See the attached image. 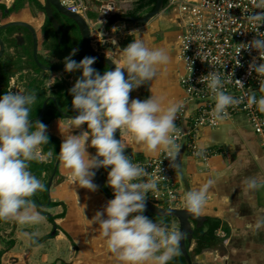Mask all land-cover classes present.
I'll return each instance as SVG.
<instances>
[{
	"label": "clouds",
	"instance_id": "obj_1",
	"mask_svg": "<svg viewBox=\"0 0 264 264\" xmlns=\"http://www.w3.org/2000/svg\"><path fill=\"white\" fill-rule=\"evenodd\" d=\"M133 3L134 0H123L121 7L130 8ZM255 9L261 11L247 16L255 36L246 47L238 49L237 56L242 49L255 50L258 57L249 64V74L264 77V35L259 31L264 26V0H257ZM131 32L135 33V39L125 47L121 48L116 39L111 40L117 51L114 70L99 73L93 67L96 58L91 56L77 62L72 58L77 49L64 58L65 73L79 71L82 75L69 90L77 115L66 118L67 123L59 127L63 137L59 158L70 171L71 183L90 192L97 191L95 170L110 166L107 185L113 190L114 198L107 201L92 220L99 225L106 248L118 264H168L179 255L183 233L167 230L144 215L148 194L157 184L143 179L146 169L131 161L125 154V143L117 139L115 133L117 130L127 132L131 142L142 145L149 153L164 150L170 163L175 165L179 146L173 134L177 132L175 120L183 102L165 106L163 97L153 95L145 100L130 101V93L156 78L158 69L170 60L164 49L150 47L140 30ZM256 59L261 62L257 64ZM203 81L207 82L215 100L210 114L213 120L225 119L229 107L244 102V97L237 98L224 91V82L217 71L204 75ZM261 91L264 92V84ZM246 99L248 107L256 105L258 111L264 113V96L257 99L253 92L246 94ZM36 100L35 93L11 90L0 96V219L28 225L46 219L31 199L44 185L28 170L29 162H44L53 155L51 151L46 157L41 155V146L49 144V137L44 123L38 120L33 123L30 119L31 106ZM85 124L86 130L73 134ZM88 148H94L95 154L90 155ZM213 183L209 179L198 190L184 194L188 212L197 216L201 213ZM245 183L250 191L261 186L255 178H248ZM262 226L264 217H257L255 224L250 225ZM25 236L35 242L36 233H25Z\"/></svg>",
	"mask_w": 264,
	"mask_h": 264
},
{
	"label": "crops",
	"instance_id": "obj_2",
	"mask_svg": "<svg viewBox=\"0 0 264 264\" xmlns=\"http://www.w3.org/2000/svg\"><path fill=\"white\" fill-rule=\"evenodd\" d=\"M12 1L0 0V3L8 8ZM87 2L85 18L92 38L97 31L109 32L104 39L93 41L101 55L108 56L117 63V51L111 40L114 38L121 48L125 47L135 39V33L131 31L136 29L140 30L142 38L150 47L164 49L169 55V63L161 66L157 77L145 84L147 92L144 93L143 86L133 90L130 93V101L145 100L153 95L163 97L165 106L171 102H183L188 114L195 113L198 101H188L180 85L182 63L178 56L177 35L180 28L176 13L165 6L159 15L151 18L147 26L143 27L141 24L132 25L126 18L117 19L118 16L144 15L146 9L133 14L137 0H134L130 8L121 7L123 0ZM103 7L109 11L104 13ZM90 12H96L97 18H90ZM112 16H115V20L108 27ZM0 35L4 37L5 30L0 31ZM48 73V91H45V94L56 92V84H62V81L65 82L66 89L70 90L69 86L72 87L73 84L67 85V81L72 82L73 77H66L63 71ZM9 75L12 76V73ZM13 78H10V82ZM4 81L6 82V78ZM2 93L3 90H0L1 95ZM74 117L60 114L53 118L47 125L46 134L57 138L61 146L63 137L59 127L67 123L66 118ZM181 124L186 127L188 122L184 120ZM85 126L75 129L73 134L81 133L82 127ZM197 134L200 149L210 153L207 161L192 157L186 141H183L179 149L175 201L172 204L155 201L150 193L147 200L161 207L186 208L184 194L190 190H198L207 180L212 179L214 183L209 188L206 202L199 214L204 220L199 227L191 220L194 233L186 242L193 264H264V226L250 227L255 224L257 217H264V153L258 136L242 116L224 120L214 128L200 127ZM118 139L126 145L125 154H134L136 159L153 157L162 151L158 149L156 152H147L142 145L131 142L127 132H119ZM42 146L41 155L46 157ZM87 151L90 155L95 154L94 148H88ZM51 162L54 166L57 165L53 178V170H45V164L49 165ZM28 170L44 186L47 184L46 194L45 190H42L31 198L37 205V211L46 219L35 225L0 220V264H118L116 257L106 248L99 225L92 220L95 213L103 210L107 203L103 200L104 194L99 189L90 192L72 184L69 179L70 171L64 167L59 153L44 162H29ZM248 178H255L261 186L250 191L245 183ZM50 180L51 184L48 185ZM178 226L177 220L171 217L170 226L165 228L179 231ZM213 226H216L213 237L204 234L199 238L197 233L207 232ZM25 233H36L35 242L30 241ZM199 244L204 246L201 251L197 250Z\"/></svg>",
	"mask_w": 264,
	"mask_h": 264
},
{
	"label": "built area",
	"instance_id": "obj_3",
	"mask_svg": "<svg viewBox=\"0 0 264 264\" xmlns=\"http://www.w3.org/2000/svg\"><path fill=\"white\" fill-rule=\"evenodd\" d=\"M88 0H60L69 10L87 17ZM257 0H167L166 8L178 16L179 33L177 35L179 60L182 63L180 85L188 101H198L196 112L192 115L185 110V104L177 113L175 120L177 132L175 143L180 147L183 141L192 157L207 161L210 153L200 149L198 145V129L203 126L217 127L222 121L242 116L249 127L258 136L264 153V113L256 107L247 106L246 94H256L257 99L264 96L261 84L264 77L249 74V64L258 57L255 50L242 49L251 41L255 33L247 16L255 9ZM104 13L109 10L103 7ZM259 31L264 35V26ZM109 32L97 31L93 41L104 39ZM239 61V64H238ZM259 64L261 61L256 59ZM217 71L224 82V91L234 97H244V102L228 108L229 115L223 120H213L211 117L215 100L203 81L204 75ZM239 81L242 82L240 84ZM203 81V82H202ZM187 120L185 127L181 123ZM201 153L197 155V153ZM134 164L146 169L144 180L153 181L157 188L151 191L155 201H166L172 204L177 197L176 179L179 172L178 158L175 165L170 163L167 154L162 150L158 155L136 159L134 154L128 155ZM175 197V199H172Z\"/></svg>",
	"mask_w": 264,
	"mask_h": 264
},
{
	"label": "flooded vegetation",
	"instance_id": "obj_4",
	"mask_svg": "<svg viewBox=\"0 0 264 264\" xmlns=\"http://www.w3.org/2000/svg\"><path fill=\"white\" fill-rule=\"evenodd\" d=\"M16 1L13 0L8 8L0 12V23L19 21L27 25L9 26L5 29L6 35L1 37L5 46L3 54L0 56V83L5 84L0 85V90H3L2 95L8 90H11L13 93H35L37 100L31 106L30 112V119H32L33 123L38 120L45 124V112L50 101L53 102L58 112L62 111L71 115L73 112L72 103L69 111L68 107L63 103V100L56 98V95L53 94L54 91L51 92L52 94H45V91H48V87L46 86L47 73L51 71H62L47 70L45 68V66L61 63L59 62V58L49 52L48 46L46 45L50 38H47L45 34V24L47 21L50 24L51 22L48 20L44 10H34L29 4L24 8L16 10ZM39 1L44 6L45 0ZM53 14L59 24L60 34L61 32L76 31V29L79 32L77 25L72 19L59 12H53ZM53 33L55 34L54 28ZM35 51L41 65L35 59ZM10 73H12V76L9 75ZM11 77H14L12 82H10ZM5 78L6 82L4 81ZM73 81L74 79L72 78V84L74 85ZM62 85L65 87V82L62 81ZM2 95L0 94V96ZM40 114L41 116L39 117ZM75 115H77V112ZM33 130H35V127H33ZM104 188L108 189V186L104 185Z\"/></svg>",
	"mask_w": 264,
	"mask_h": 264
},
{
	"label": "water",
	"instance_id": "obj_5",
	"mask_svg": "<svg viewBox=\"0 0 264 264\" xmlns=\"http://www.w3.org/2000/svg\"><path fill=\"white\" fill-rule=\"evenodd\" d=\"M164 1L165 0H156L154 7L151 10L147 11L141 17L118 16L117 19L126 18L132 22V25L141 24L143 27H146L148 21L151 18L155 17L156 15H159L164 10ZM43 9L47 15L48 20L51 22V24L54 28L55 34L57 35V38H58V42L61 41V34H60V30H59V24H58L57 20L54 17V14H53L54 10H56L57 12H59L60 14H62L64 16L72 19L75 22V24L77 25L79 32H80V36H81V44H80V47L78 48L76 55L72 57L74 60H76L78 62V60L80 59L82 54L84 52H87L89 54V56L96 58L95 64L99 63L103 66H107L110 69V71L114 70L115 61L108 56L101 55L96 50L94 43H93V39H92L91 29L89 27V24H88L86 18L83 15L69 10L66 6L61 4L60 0H45ZM12 25H27V24H25L24 22H19V21L9 22V23H1L0 24V31L5 30L6 28H8L9 26H12ZM4 49H5V46H4L3 40L0 36V56L3 54ZM35 49H36V41H35ZM34 56H35L36 61L39 63V61L37 59L36 51H35ZM95 64H94V66H95ZM39 65H41V64L39 63ZM45 68L47 70H63L64 69V62L55 64V65H51V66H45ZM142 86L144 88V93H146L147 92L146 85H142ZM45 104H46V101H45ZM59 112L62 116H68V117H74L76 114V112L74 110H73L71 115H69L65 112H62V111H59ZM41 114H42V112H41ZM41 114L39 115V117L41 116ZM118 133H119V130H117V132L115 133V136H117ZM56 169H57V165L54 166L52 178L56 172ZM108 171H110V166L107 169L101 168V169L95 170L96 175L94 177V183L97 185V189H99V191L101 193H103L107 198H109L111 200L114 198V195H113V190L111 189V187H109L107 185ZM51 181L52 180H50L48 182V185L51 184ZM104 185H107L108 189L104 188ZM133 215H135V214H133ZM144 215L147 217H149L151 215L160 216V217L171 216L174 219H176L178 222V225H179L178 229L180 232L183 233V238H182L181 243H180V252L182 253L184 258L186 259L187 264H193V260L190 256L189 252H188L187 245H186L187 240L192 238L193 233H194V228L191 225V220L196 222V227H199V226H201L204 218L201 217L200 215L197 216L195 214L188 212L187 208L161 207V206H158V205H155V204L149 202L148 200H146V209H145ZM153 221L156 222L157 224H160L163 227H166V228L169 226L168 224H166L164 222H160V221H156V220H153Z\"/></svg>",
	"mask_w": 264,
	"mask_h": 264
},
{
	"label": "trees",
	"instance_id": "obj_6",
	"mask_svg": "<svg viewBox=\"0 0 264 264\" xmlns=\"http://www.w3.org/2000/svg\"><path fill=\"white\" fill-rule=\"evenodd\" d=\"M155 1L156 0H137V6L133 10V14H137L138 12L144 9H146L147 11L151 10L155 5ZM27 4L32 6L34 10H37V11L44 10L39 0H17L15 9L18 10L20 8H24ZM166 4H167V0L164 1V7L166 6ZM5 9H6V5L3 3H0V12L4 11ZM54 12H57V11L54 10ZM89 17L92 19H96L97 13L90 12ZM114 20H115V16H112L108 22V27L113 23ZM45 34L47 38H50V40L47 41L48 43L46 42L47 43L46 45L48 46V50L50 53L54 54V56L59 58V62H64V58L68 56L70 52H72L73 49L78 50L81 44V36L77 29L76 31H67V33L61 32L62 39H61V42L58 43L57 37L53 33V28L51 24L47 21V23L45 24ZM85 56H89V54L87 52L83 53L80 59L78 60V62L81 59H83ZM93 67L101 74H103L106 70L110 71V69L107 66H103L99 63H96L95 66L93 65ZM62 71L64 72V69ZM65 74H66V77L68 78L73 77L74 84L76 80L82 75V73L79 71L75 73H65ZM54 95H56L57 99H62L63 103L65 104V106L68 107V110L70 111V106H71L73 97L69 94V90L66 89V86L64 87L62 84L58 85L57 91L54 92ZM58 116H60V113L56 110L55 106L53 105V102L50 101L47 107V110L45 112V125L47 126L53 118L58 117ZM47 135L49 137V144H45L42 146L43 152L45 153V155H47V153L51 151L53 153V156H55L59 153L60 142L57 138L53 137L52 135H49V134ZM116 138L118 139V135L116 136ZM53 166H54L53 162L49 163V165L45 164V170L48 169L50 172H52ZM43 190H45V194H46L47 184H45ZM52 204H55V203H52ZM45 214L48 215L47 212H45ZM149 218L156 220V221L164 222L168 224L169 226L171 224L170 216L160 217V216L152 215V216H149ZM215 227L216 226H213V228L211 227L210 230H207V232H199L197 233V235L199 236V238L200 236L204 234H207L210 237H213L214 231L216 229ZM200 240L204 241L203 239H200ZM203 247L204 246L202 244H199L197 250L201 251ZM177 261L179 262V264L180 263L183 264L186 262L181 252H179V255L175 256L168 263L172 264V262H177Z\"/></svg>",
	"mask_w": 264,
	"mask_h": 264
},
{
	"label": "rangeland",
	"instance_id": "obj_7",
	"mask_svg": "<svg viewBox=\"0 0 264 264\" xmlns=\"http://www.w3.org/2000/svg\"><path fill=\"white\" fill-rule=\"evenodd\" d=\"M47 74H49V73H47ZM52 73H50V75H51ZM51 80V79H50ZM70 83H72V82H70L69 80L67 81V85H69ZM69 88H71V86H69ZM86 125V124H85ZM87 129V125L85 126V127H82V130H81V132L82 131H84V130H86ZM80 133V132H79ZM78 132H76V134H79ZM89 143H90V140H89ZM46 178V177H45ZM105 196V195H104ZM103 200L104 201H109L110 199H107V197L105 196V198L103 197Z\"/></svg>",
	"mask_w": 264,
	"mask_h": 264
}]
</instances>
